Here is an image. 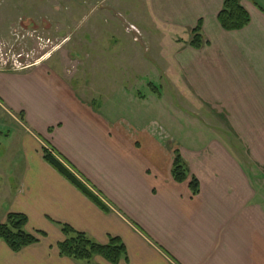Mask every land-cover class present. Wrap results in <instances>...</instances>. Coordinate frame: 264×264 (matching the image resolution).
Instances as JSON below:
<instances>
[{"label":"crops","instance_id":"crops-1","mask_svg":"<svg viewBox=\"0 0 264 264\" xmlns=\"http://www.w3.org/2000/svg\"><path fill=\"white\" fill-rule=\"evenodd\" d=\"M131 1L114 9L133 33L113 11L88 28L108 25L98 81L114 83V103L96 102L101 83L93 91L52 58L0 70V144L19 146L22 160L0 159V224L24 214L40 240L18 253L0 240V264H86L61 256V225L101 245L121 239L128 261L119 264H264V0H241L251 22L239 31L218 21L225 0ZM199 25L204 46L196 49ZM148 80L162 92L153 82L147 94L135 90ZM46 148L109 210L50 166ZM177 154L189 170L183 183L172 174ZM93 264L111 263L98 256Z\"/></svg>","mask_w":264,"mask_h":264},{"label":"rangeland","instance_id":"rangeland-1","mask_svg":"<svg viewBox=\"0 0 264 264\" xmlns=\"http://www.w3.org/2000/svg\"><path fill=\"white\" fill-rule=\"evenodd\" d=\"M16 1L0 0V59L11 60L19 55L24 57L30 55V63L47 57L48 60L52 58L54 61H60L65 74L75 76L76 80L83 82V85L92 86L93 91L101 83L99 89L104 93V97L97 98L96 102L99 101L105 106V101H109L110 98V103H114L115 99H112L113 91L111 89L114 83L98 81V67H101L99 63L104 61L103 55H107L110 51L108 50L110 46L108 37L104 32V30L107 31L108 25L103 29L102 25L98 24L97 27H93L96 29V33L91 35L88 28L91 19L92 21L93 19L101 20L102 17L103 21L111 19L112 16L108 11H113L114 17L120 20V24L126 32L133 33L136 31V27L131 23L132 20L124 13L115 11L114 8L118 10L122 6L128 8L134 2L131 0H42L41 7L37 9L36 6L35 9L33 0H24L25 6H23V2L16 3ZM56 11L58 16L54 15ZM112 47L111 45L110 48ZM109 55L111 54L109 53ZM142 82L135 90L140 94L149 93L148 90L151 88L148 86L153 81ZM130 84L133 83L127 82V86ZM152 85L153 89L162 88L159 87L161 84L158 82H153ZM127 88V91L131 90L129 87ZM184 89L187 98V111L192 112L193 99L188 90ZM170 96L172 94L170 93L168 96V92L165 90L164 100L169 103L172 111L176 112L175 107L178 109V106L171 102ZM140 99L143 100V98ZM175 102H178L177 97ZM141 117L143 120L148 119L143 112ZM153 118H157L156 115L152 114L149 119ZM0 132H5L1 121ZM0 135L3 136V133ZM184 136L185 134H183V138ZM19 155V146L12 144L7 146L5 141L0 144V159L2 157L4 160L8 159V162H3L4 165L22 163ZM13 183L14 181H12Z\"/></svg>","mask_w":264,"mask_h":264},{"label":"trees","instance_id":"trees-1","mask_svg":"<svg viewBox=\"0 0 264 264\" xmlns=\"http://www.w3.org/2000/svg\"><path fill=\"white\" fill-rule=\"evenodd\" d=\"M218 21L226 31H239L247 27L251 18L241 4V0H225L224 6L218 15ZM200 25L193 31L191 46L201 49L204 46L200 34ZM156 90V89H155ZM45 161L59 172L66 180L74 185L89 200L103 210H109L104 201L97 195L76 173L72 172L65 161L61 162L52 155L49 149L44 150ZM189 170L186 163L177 154L173 164V178L178 183H183L188 178ZM193 194L199 193V182L193 179L190 183ZM28 218L24 214L10 213L7 221L0 224V240L3 241L13 252L18 253L23 249L37 244L38 237L28 233L25 227ZM62 232L66 239L59 243L58 248L61 256L70 258L77 262L93 264L95 257H102L111 264H119L122 260L128 261V253L124 243L119 238L110 237L107 245H101L92 240L85 233L74 230L69 225H61ZM43 235V234H41Z\"/></svg>","mask_w":264,"mask_h":264},{"label":"built area","instance_id":"built-area-1","mask_svg":"<svg viewBox=\"0 0 264 264\" xmlns=\"http://www.w3.org/2000/svg\"><path fill=\"white\" fill-rule=\"evenodd\" d=\"M29 58L30 55H27L26 57H24L23 55H19L18 57H13L11 60L0 59V70L22 71L37 65L41 60L44 59H40L35 63H30Z\"/></svg>","mask_w":264,"mask_h":264}]
</instances>
